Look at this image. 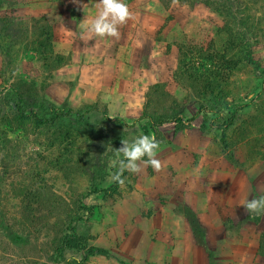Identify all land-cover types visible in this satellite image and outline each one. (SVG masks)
Segmentation results:
<instances>
[{"label":"rangeland","instance_id":"374dc122","mask_svg":"<svg viewBox=\"0 0 264 264\" xmlns=\"http://www.w3.org/2000/svg\"><path fill=\"white\" fill-rule=\"evenodd\" d=\"M226 1L127 0L135 9L132 29L119 28L124 35L110 44L115 53L81 77L63 69L67 57L56 61L53 40L46 43L40 29L51 27L45 18L37 29L43 17L18 0H0V264H106L90 255L94 232L110 231L126 197L154 205L179 197L175 188L185 180L177 166L209 164L214 197L264 195V0H229L230 34L209 5L227 10ZM142 6L147 13H137ZM184 45L197 50L188 59H196L199 73L222 74L215 94L200 97L179 77ZM213 48L223 63L206 60L203 52ZM146 110L195 120L153 130ZM140 134L160 141L161 169L124 171L121 185L111 179L114 149ZM222 213L235 239L248 244L261 232L264 264V216ZM67 237L79 247L66 246Z\"/></svg>","mask_w":264,"mask_h":264},{"label":"crops","instance_id":"0c3cea01","mask_svg":"<svg viewBox=\"0 0 264 264\" xmlns=\"http://www.w3.org/2000/svg\"><path fill=\"white\" fill-rule=\"evenodd\" d=\"M18 1L19 5L24 3L22 6L26 13L37 14L36 17L45 18L51 25L55 54L69 59L63 69L74 68L79 76L85 77L89 71L102 68L100 61L103 57L109 58L111 53H115L110 47L111 43H116L115 38L101 39L85 30L86 22L96 14L98 0ZM128 6L132 16L119 27L124 31L131 30L134 21V6L132 3ZM139 12L147 13L148 8L142 6L137 10ZM60 44L62 48L58 51L56 45L60 47ZM82 44L85 45L83 52L74 48ZM83 60L85 63L81 64ZM177 169L182 174L180 178L185 180L175 188L174 193L179 197L174 195L164 205H154L142 196L126 197L116 208V222L110 231L94 232V248L108 253L107 257H97L105 258L106 264L263 263L259 254L261 232H254L247 244L245 237L233 238L224 225L222 209L239 217L238 211L245 213L242 204L248 200L246 195L230 198L224 191L220 197L209 193V164L191 170L184 166H177ZM230 183L233 184L232 181ZM151 208L154 213L150 215ZM124 210L125 215L122 213ZM194 227L202 232V241ZM239 234L244 235L245 232Z\"/></svg>","mask_w":264,"mask_h":264},{"label":"clouds","instance_id":"9594fccd","mask_svg":"<svg viewBox=\"0 0 264 264\" xmlns=\"http://www.w3.org/2000/svg\"><path fill=\"white\" fill-rule=\"evenodd\" d=\"M95 16L86 22L85 30L101 39H119V27L124 25L132 16L125 0H98ZM160 150V141L155 136L140 134L131 139L123 138L121 147L114 149L113 155L118 162V170L111 179L121 185L124 171L133 174L142 171L143 167H151L155 171L161 169V162L156 158ZM249 215L264 216V195H258L242 204ZM71 254H66L67 260H72Z\"/></svg>","mask_w":264,"mask_h":264},{"label":"trees","instance_id":"16d2710c","mask_svg":"<svg viewBox=\"0 0 264 264\" xmlns=\"http://www.w3.org/2000/svg\"><path fill=\"white\" fill-rule=\"evenodd\" d=\"M222 3H224V2H222ZM224 4H226L229 7V9L222 10L218 7L213 6V5H216L215 2H212V3L209 2V5H211V7H213V9H215L216 12L221 13V15L226 19L225 28H223V30L227 31L230 34V32L232 33V30L229 28L228 23H230V21H231L230 15L233 12L232 6L229 4V0H227ZM42 19L44 20V18H40L39 20L35 21L36 22V23H34L35 28L38 29V24L41 23ZM40 29H42V31L44 32L43 36H45L46 43H49L51 40H53V30L49 25L46 24L43 27L41 26ZM53 50H54V47H53ZM188 51H190L192 53L187 52V50L185 51V45L183 46V48L182 47L180 48L181 73L179 74V77L185 79V81L188 82L191 90L193 92L197 91V93L200 97L207 96L210 94L211 95L215 94L217 92L218 87L220 86L221 81H223L222 74H220L218 72L216 74H213V76L211 74H209V76H207L205 74L199 73V71L197 69L198 64L196 63V59H194V58L188 59L189 55L196 53L197 50L191 49ZM211 52L212 53H210L208 51L203 52L205 57H206V60L211 65H217L219 63L224 62L221 60V59H224V56L221 55L220 52H218L214 48L212 49ZM49 55L53 56L52 50L49 51ZM55 55H56V61L59 64L62 62V60L65 59V57L62 55H58V54H55ZM63 62L65 63V61H63ZM19 100H20V102L22 101L21 99H19ZM17 108L20 109V105H18ZM69 113H71V110H69L66 113H63L62 115L67 116V115H69ZM60 115H61L60 112H57V116L59 117ZM145 117H147L149 119V122L151 123V128L153 130H156L158 127H161V126L168 124V123H171V122L177 123V124H184V123H192L195 120V118L190 119V120H185L182 116H176V117L171 118L170 116H167L166 114L151 116L148 114L147 110L145 111ZM233 119H234V116H231L230 120L227 122L228 127L233 125V123H234ZM67 238L68 239L65 243L66 246H68L69 248H78L79 247V244L76 245L74 240H70V237H67ZM90 253H91L90 254L91 256L92 255H100V256H106V257L108 256V253L106 251L101 250V249H97V248H93L90 251Z\"/></svg>","mask_w":264,"mask_h":264}]
</instances>
